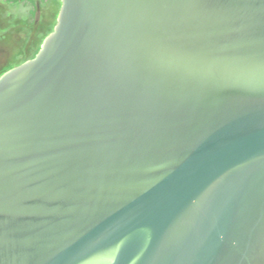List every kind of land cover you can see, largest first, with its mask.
<instances>
[{"label":"water","instance_id":"water-1","mask_svg":"<svg viewBox=\"0 0 264 264\" xmlns=\"http://www.w3.org/2000/svg\"><path fill=\"white\" fill-rule=\"evenodd\" d=\"M0 75V264H264V0H59Z\"/></svg>","mask_w":264,"mask_h":264},{"label":"rangeland","instance_id":"rangeland-1","mask_svg":"<svg viewBox=\"0 0 264 264\" xmlns=\"http://www.w3.org/2000/svg\"><path fill=\"white\" fill-rule=\"evenodd\" d=\"M60 8L59 0L37 5L34 15L27 8L9 6L0 0V63L19 61L33 54L52 30Z\"/></svg>","mask_w":264,"mask_h":264},{"label":"trees","instance_id":"trees-1","mask_svg":"<svg viewBox=\"0 0 264 264\" xmlns=\"http://www.w3.org/2000/svg\"><path fill=\"white\" fill-rule=\"evenodd\" d=\"M46 0H2V2H4L5 4L9 5V6H20V7H24L28 9V12L31 15H34L35 10L37 8L38 3L42 4L44 3ZM53 29V28H52ZM52 30H50L45 37L51 32ZM44 37V38H45ZM43 38V39H44ZM43 41V40H42ZM42 43V42H41ZM41 45V44H40ZM40 47V46H39ZM39 49V48H38ZM38 49L36 50V52H34L33 54H31V56H29L30 58H32L38 51ZM28 58V59H30ZM12 66H7L3 69L0 70V75L2 73H4L5 71H7L8 69H10Z\"/></svg>","mask_w":264,"mask_h":264},{"label":"flooded vegetation","instance_id":"flooded-vegetation-1","mask_svg":"<svg viewBox=\"0 0 264 264\" xmlns=\"http://www.w3.org/2000/svg\"><path fill=\"white\" fill-rule=\"evenodd\" d=\"M29 56H31V54L26 55V56L24 55L19 61H15L12 65H10V63H7V62L0 63V70L7 67V66H12V67L16 66V65L22 63L23 61L27 60L28 58H30Z\"/></svg>","mask_w":264,"mask_h":264}]
</instances>
